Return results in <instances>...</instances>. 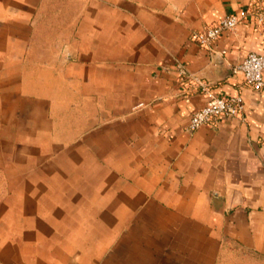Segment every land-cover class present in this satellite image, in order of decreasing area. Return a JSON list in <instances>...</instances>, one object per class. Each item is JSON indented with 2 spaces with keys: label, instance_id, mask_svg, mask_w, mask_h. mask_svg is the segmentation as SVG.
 I'll list each match as a JSON object with an SVG mask.
<instances>
[{
  "label": "crops",
  "instance_id": "obj_1",
  "mask_svg": "<svg viewBox=\"0 0 264 264\" xmlns=\"http://www.w3.org/2000/svg\"><path fill=\"white\" fill-rule=\"evenodd\" d=\"M261 8L0 0V264H264V87L233 71ZM206 91L243 111L189 130Z\"/></svg>",
  "mask_w": 264,
  "mask_h": 264
},
{
  "label": "built area",
  "instance_id": "obj_2",
  "mask_svg": "<svg viewBox=\"0 0 264 264\" xmlns=\"http://www.w3.org/2000/svg\"><path fill=\"white\" fill-rule=\"evenodd\" d=\"M249 11L242 9L237 13L221 16L213 23L191 32L190 38L198 45L212 49L215 40L225 31L234 28L244 21ZM257 20H264V8H261ZM175 70L181 81L188 79L189 74L184 64L177 62ZM241 71L245 84L252 91H259L264 87V51H250L234 67L233 71ZM208 99L195 109L188 118L187 128L194 130L201 125L211 124L219 117H239L243 111L244 102L240 94L218 96L209 91L205 92Z\"/></svg>",
  "mask_w": 264,
  "mask_h": 264
}]
</instances>
